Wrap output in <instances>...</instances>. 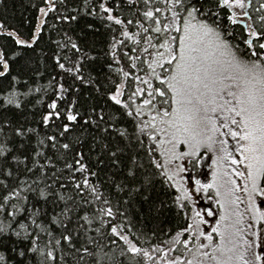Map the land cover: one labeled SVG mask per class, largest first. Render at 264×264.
Masks as SVG:
<instances>
[{
	"label": "trees",
	"instance_id": "obj_1",
	"mask_svg": "<svg viewBox=\"0 0 264 264\" xmlns=\"http://www.w3.org/2000/svg\"><path fill=\"white\" fill-rule=\"evenodd\" d=\"M245 18L225 0H0V264L182 254L189 208L150 129L195 29L264 71V0Z\"/></svg>",
	"mask_w": 264,
	"mask_h": 264
},
{
	"label": "rangeland",
	"instance_id": "obj_2",
	"mask_svg": "<svg viewBox=\"0 0 264 264\" xmlns=\"http://www.w3.org/2000/svg\"><path fill=\"white\" fill-rule=\"evenodd\" d=\"M246 1L225 3L251 32ZM189 35L172 68L171 106L150 129L188 205L189 242L156 263L264 264V71L232 62L206 29Z\"/></svg>",
	"mask_w": 264,
	"mask_h": 264
}]
</instances>
